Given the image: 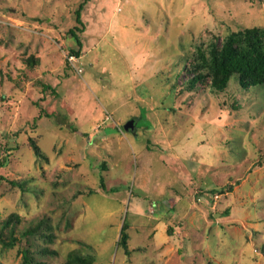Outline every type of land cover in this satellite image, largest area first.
<instances>
[{
    "label": "rangeland",
    "instance_id": "1",
    "mask_svg": "<svg viewBox=\"0 0 264 264\" xmlns=\"http://www.w3.org/2000/svg\"><path fill=\"white\" fill-rule=\"evenodd\" d=\"M82 3L0 0V264H264V86L189 85L264 0Z\"/></svg>",
    "mask_w": 264,
    "mask_h": 264
},
{
    "label": "trees",
    "instance_id": "2",
    "mask_svg": "<svg viewBox=\"0 0 264 264\" xmlns=\"http://www.w3.org/2000/svg\"><path fill=\"white\" fill-rule=\"evenodd\" d=\"M83 0L76 12V22L81 25L80 11L85 3ZM78 46L77 51L70 54L78 57L81 43L73 30L70 31ZM210 63L206 66V73H196L195 79L189 85L194 86L197 82H209V89L213 92H223L232 77H235L243 88L264 86V30L251 29L244 32L233 33L220 46L212 50ZM8 221L4 223L3 229L8 228ZM34 231L23 234L27 236ZM0 242L4 246H14L17 240L10 235L8 241H4L0 233ZM122 247L126 248V235L122 230ZM75 264H92V258H75ZM67 264H71L70 262Z\"/></svg>",
    "mask_w": 264,
    "mask_h": 264
},
{
    "label": "water",
    "instance_id": "3",
    "mask_svg": "<svg viewBox=\"0 0 264 264\" xmlns=\"http://www.w3.org/2000/svg\"><path fill=\"white\" fill-rule=\"evenodd\" d=\"M133 122L131 121V122H128V123H126L125 125H124V129L125 130H129V129H133Z\"/></svg>",
    "mask_w": 264,
    "mask_h": 264
},
{
    "label": "built area",
    "instance_id": "4",
    "mask_svg": "<svg viewBox=\"0 0 264 264\" xmlns=\"http://www.w3.org/2000/svg\"><path fill=\"white\" fill-rule=\"evenodd\" d=\"M69 60L70 61H73L74 60V57L73 56L69 57Z\"/></svg>",
    "mask_w": 264,
    "mask_h": 264
}]
</instances>
